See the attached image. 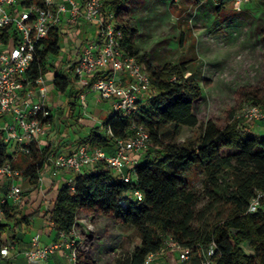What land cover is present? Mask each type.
I'll use <instances>...</instances> for the list:
<instances>
[{"label": "trees", "instance_id": "trees-1", "mask_svg": "<svg viewBox=\"0 0 264 264\" xmlns=\"http://www.w3.org/2000/svg\"><path fill=\"white\" fill-rule=\"evenodd\" d=\"M102 1V12L113 13L116 29L123 33V51L136 57L139 63H146L145 56H138L136 50L137 32L131 27L125 9L128 0ZM191 1L197 6L214 2L218 12L233 5V0ZM262 1L263 10L253 21L260 28L259 41L264 49ZM63 35L58 30L50 32L38 50L28 78L35 81L54 73L55 89L66 95L69 113L73 115L76 109L81 110L77 96L84 89L78 90L72 72L57 65L62 61ZM146 70L153 94L141 100L137 115L107 111L101 125L90 127L87 137L78 144L113 155L117 141L134 133V124L144 126L150 133L151 146L135 167L136 182L120 180L106 163H99L78 176L73 188L61 184L54 190L52 184L46 193L50 204L44 217L52 224L56 238L60 233L71 234L78 226V219L98 214L137 231L140 245L123 264H144L149 254L161 250L168 236L188 247L215 242L221 254L219 264H264V208L254 214L247 213L256 192H264V135H255L251 128L241 126L230 112L225 126L210 117L198 138L179 143L178 137L184 128L199 126L196 109L202 97V86L185 77V63L163 67L147 64ZM240 93L253 105L264 108V54L256 85L243 87ZM167 127L172 130L170 134L165 133ZM28 148L29 153L14 151L10 154L9 147L0 141V166L10 164L21 172L28 185L37 189L49 155L57 148L40 147L36 143H30ZM195 172L202 175L205 194L211 201L200 209L199 197L188 183V176ZM134 190L143 194L142 203L132 198ZM41 207L25 215L20 206L11 203L3 206L6 222L0 219V249L9 244L6 236L11 231L22 230L30 225L32 217L41 214ZM213 214L215 218L211 219ZM80 243L77 264H95ZM244 243L254 249L255 255L245 252ZM193 264L198 262L195 260Z\"/></svg>", "mask_w": 264, "mask_h": 264}, {"label": "built area", "instance_id": "built-area-1", "mask_svg": "<svg viewBox=\"0 0 264 264\" xmlns=\"http://www.w3.org/2000/svg\"><path fill=\"white\" fill-rule=\"evenodd\" d=\"M249 3L250 0H233L237 12H242ZM102 9V0H40V3L0 0V141L9 147L10 154L29 153L30 143L42 147L53 126L54 103L46 78L35 81L28 78L38 50L51 31L63 34L65 28L79 26L81 21L97 27V36L83 43L78 60L67 64V71L77 80L78 90L84 89L79 96L84 111L87 93L91 91L98 95L99 103L109 102L113 112L135 116L141 100L151 93L149 73L136 57L123 51V33L116 29L114 14H104ZM238 118L248 124L264 123V108L250 105ZM133 130L129 138L117 141L113 155L87 144L68 153L51 152L39 179L40 186H45L44 173H48L52 180H61L73 188L78 176L99 163H106L120 180L136 182L135 167L151 146V136L144 126L134 124ZM23 184L20 171L10 164L0 166L1 220L5 218L4 205L22 203ZM131 196L139 203L144 201L139 190H134ZM263 208L264 192L258 191L250 200L247 213L254 214ZM83 227L87 232L93 230L89 223ZM79 241L76 229L71 234L60 233L49 244H41L36 236L25 255L30 264H47L54 254L68 249L70 262L77 264ZM9 254L8 246L1 248L0 261ZM195 260L198 264H219L221 254L217 244L188 247L168 236L161 250L149 254L144 264H193Z\"/></svg>", "mask_w": 264, "mask_h": 264}, {"label": "rangeland", "instance_id": "rangeland-1", "mask_svg": "<svg viewBox=\"0 0 264 264\" xmlns=\"http://www.w3.org/2000/svg\"><path fill=\"white\" fill-rule=\"evenodd\" d=\"M216 5L207 2L197 6L191 0H128L125 4L131 27L137 32L135 46L138 56H145V69L147 64L163 67L166 64L185 63V77L194 79L202 86V97L196 109L199 126L182 130L178 137V142L182 144L198 138L202 126L210 117L225 126L230 112H233L234 121L251 128L255 135L260 133L254 128L264 126V123L248 124L238 118L242 110L253 105L240 92L243 87L256 85L259 63L264 54L259 41L260 28L253 21L261 14L263 1L250 0L242 12H237L232 4L218 12ZM89 26L81 21L79 26L64 29L68 33L62 36V61L60 64L57 62L60 68L67 71L68 62H74L69 52L75 43L80 50L83 43L91 39L86 31ZM45 78L49 97L54 103V116L59 124L57 136L50 143L54 146L58 144L59 148L63 143L69 150L74 148V144L84 141L90 127L101 125L105 112L100 109L94 96L87 99V108L83 113L79 108L70 115L66 95L55 89L52 75ZM90 93H87V97ZM171 131L170 127L165 128V133ZM74 136L78 139L72 143L70 139L74 140ZM165 139L169 140L170 136ZM188 177V183L199 197L198 208L208 205L211 201L205 194L202 175L195 172ZM31 187L24 181L25 195L29 194ZM45 207H41L42 215L46 212ZM210 218L214 219L215 214ZM42 219L40 215L32 217L35 229ZM88 223L92 224L93 230L87 232L83 226ZM76 235L82 249L92 256L95 264H123L141 242L133 227L120 225L98 214L78 219ZM243 248L247 254L255 255L254 249L247 243L243 244Z\"/></svg>", "mask_w": 264, "mask_h": 264}, {"label": "crops", "instance_id": "crops-1", "mask_svg": "<svg viewBox=\"0 0 264 264\" xmlns=\"http://www.w3.org/2000/svg\"><path fill=\"white\" fill-rule=\"evenodd\" d=\"M89 29L86 30L88 35L90 36V38H95L97 36V27L95 25H91L88 27ZM73 31V30H72ZM80 32H78V36L79 34H81V30H79ZM65 35L68 32H63ZM86 33V32H85ZM63 39H65L63 37ZM77 44L75 43L73 48L70 50V56L72 58V60L76 61L78 60V53H79V49L78 46H76ZM74 49V51H72ZM52 75V82H53V76L54 73H50L47 76ZM97 101L98 95L94 92L90 93V95H88L87 99L89 97H94ZM67 99V98H66ZM79 102V99H78ZM68 103V102H67ZM80 104V102H79ZM97 104L100 107L101 110H103L106 114L107 111L111 110V106L109 102H105V103H99L97 101ZM81 105V104H80ZM81 111L83 113L84 109L81 106ZM59 126L58 122L56 121V119L54 118L53 120V126L48 134V136L43 140L42 142V147L45 146H50L52 148H57L56 151L58 152H72L73 150H76V148L78 147V144H74L73 147L69 150H66V146L61 143V148H59V145L55 144V146L53 144L50 143V141L52 139H54V137L57 136V127ZM59 128V127H58ZM257 128V129H256ZM256 128H254V130L258 131L260 133V135H263L264 133V126H257ZM78 139L77 136H74V140L70 141L73 143ZM48 140V141H47ZM59 148V149H58ZM45 175V186H39L37 189H34V187L32 186L30 188V192L29 194H24V190H23V199H22V203L18 206H20V208L24 211L25 215H30L33 213V210L37 209L39 206H46L44 209L47 210V208L49 207V202L47 201L48 196L46 195L47 192H49L48 190L51 188V185L54 184L53 189L56 190V188L59 187V185L63 184V182L60 181H55L52 180L50 178V174L48 173H44ZM55 192V191H54ZM28 208V209H27ZM35 208V209H34ZM42 211V210H41ZM40 217L43 218L42 220H40V222L38 223V228L35 229L33 227V221H30V225L24 227L21 231L23 232H19V230L16 231H11L9 233L8 236V242L9 244L7 245L10 248V254L7 258L3 259L0 261V264H30L27 261L26 258V252L27 250H29L31 248V241L32 238L39 236V240L41 244H49L54 242L57 238H56V234L53 231L52 227H50L48 221L46 220V218L44 217V214L42 215V213L40 214ZM4 222H6V219L3 220ZM69 253L70 251L68 249H63L60 252H57L56 254H54L50 260L48 261L47 264H68L71 263L70 259H69ZM72 264V263H71Z\"/></svg>", "mask_w": 264, "mask_h": 264}]
</instances>
